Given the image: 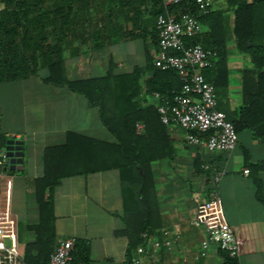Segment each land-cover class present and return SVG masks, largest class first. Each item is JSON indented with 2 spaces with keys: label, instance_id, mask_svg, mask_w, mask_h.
Wrapping results in <instances>:
<instances>
[{
  "label": "trees",
  "instance_id": "16d2710c",
  "mask_svg": "<svg viewBox=\"0 0 264 264\" xmlns=\"http://www.w3.org/2000/svg\"><path fill=\"white\" fill-rule=\"evenodd\" d=\"M221 8L198 16L193 0H181L167 9L174 18L189 14L204 26L202 34L187 39L188 45L200 44L216 53L209 68L203 71L206 81L215 90L217 110L232 123L236 134L249 131L264 147V0H220ZM150 6L147 11L156 22L166 10L161 0H3L0 5V85L38 79L42 84L66 88L86 99L98 109L102 126L114 138L105 142L74 132H65L63 142L46 145L43 152L42 177L32 182L39 208L37 238L26 244L23 264H46L55 246V216L53 192L66 178L116 170L119 174L122 197L123 229L116 233L127 239L126 256L130 261L135 249L147 237H160L159 210L150 164L160 159H172V147L155 106L140 108L137 100L141 92L140 77L145 68L135 67L129 74H116L112 60L104 77L69 79L62 53L74 39L77 29L87 28L80 43L99 49L111 39L134 40L141 37L134 32L140 4ZM132 14V16H130ZM122 16L132 28L125 30L117 22ZM83 30V29H82ZM157 48V32L151 37ZM247 55L250 68L240 72L242 104L229 111L228 45ZM148 68L153 75L145 82L147 93L158 94L160 103L170 102L181 88L178 75L156 69L152 60ZM143 126L137 133L136 125ZM6 138L0 135V150ZM237 145V144H236ZM244 153V166L252 176L256 198L264 205L262 182L264 159L250 163ZM210 165L195 159V175L209 173L202 166ZM8 173H11L7 170ZM220 252L222 264H237ZM89 245L75 240L70 264H88Z\"/></svg>",
  "mask_w": 264,
  "mask_h": 264
},
{
  "label": "crops",
  "instance_id": "0c3cea01",
  "mask_svg": "<svg viewBox=\"0 0 264 264\" xmlns=\"http://www.w3.org/2000/svg\"><path fill=\"white\" fill-rule=\"evenodd\" d=\"M222 6L223 2L219 1L213 9ZM137 8L140 14L145 13L137 16L133 27L141 37L111 39L110 43L94 49L91 44L80 43V36H86L88 31L85 25L77 29L62 57L67 76L72 80L104 77L110 59L116 74H129L135 67L145 68L139 80L142 88L137 103L140 108H146L156 104L145 88V82L153 75L147 65L156 50L151 40L155 23L147 12L149 5L143 3ZM117 22L125 30L132 28L122 16H118ZM249 68L243 60L235 61L233 85L230 84L229 69L227 102L230 112L238 110L242 104L240 72ZM0 94L11 97L6 103V124L0 125V135L6 140L23 143V169L6 171L0 178V216L2 204L9 203L17 220L18 249L22 259L25 245L34 243L37 238L39 208L32 182L43 175L42 158L46 145L63 142L65 132L110 143L115 140L100 123L98 109L66 88L44 85L32 78L2 84ZM165 131L173 158L150 164L160 218L158 232L161 237L167 230L169 236L162 239L170 241L159 252L160 264H222L220 250L214 245L209 247L204 259L194 260L206 234L200 215L211 186L205 175L194 174L192 164L195 159L210 164L220 176L217 191L225 220L238 243L237 264H264V205L256 198L250 172L244 174L248 169L244 166L243 153L248 152L250 163L254 164L264 159V147L251 132L242 131L237 135V145L232 152H209L188 146L177 126L165 127ZM258 177L264 193V172ZM53 208L55 242L59 237L86 241L88 264L130 263L126 256L127 239L116 234L123 229L120 180L116 170L63 179L54 189Z\"/></svg>",
  "mask_w": 264,
  "mask_h": 264
},
{
  "label": "built area",
  "instance_id": "2783aa9c",
  "mask_svg": "<svg viewBox=\"0 0 264 264\" xmlns=\"http://www.w3.org/2000/svg\"><path fill=\"white\" fill-rule=\"evenodd\" d=\"M166 10L155 22L157 48L152 56V64L161 71H174L181 88L175 92L170 102L160 103V96L152 94L156 100V110L161 123L177 126L184 134L188 146L202 148L209 152H232L237 144V134L226 115L217 110L214 87L206 81L203 71L210 67L216 58L212 50L204 49L200 44L188 45L186 40L202 34V24L197 17L189 14L179 15L176 19L167 13V9L181 0H161ZM220 0H193L198 16L207 15ZM3 0H0V5ZM137 133L143 126L136 125ZM8 159L4 149L0 150V178L7 169ZM202 168L209 173V187L200 220L205 228V238L194 260L200 261L207 256L211 245L227 254L231 259L238 258V243L232 229L227 224L217 191L220 176L209 165ZM248 170L244 171L247 174ZM167 230L161 237H147L139 245L129 264H160L159 252L170 241ZM163 238V239H162ZM74 239L59 237L46 264H70ZM0 264H23L18 249L17 220L11 212L10 204L4 202L0 216Z\"/></svg>",
  "mask_w": 264,
  "mask_h": 264
},
{
  "label": "rangeland",
  "instance_id": "374dc122",
  "mask_svg": "<svg viewBox=\"0 0 264 264\" xmlns=\"http://www.w3.org/2000/svg\"><path fill=\"white\" fill-rule=\"evenodd\" d=\"M202 29L204 30V26L203 25H202ZM228 48L230 50L229 56H228V66H229V69L231 71L230 84L233 85L234 84L233 77H234V74H235L233 69H234V66H235V61L238 60V59H241V60L244 61V65H246V66H249L250 63H249V59H248L247 55H243V54L238 53L234 49V45L233 44H229ZM135 50H136V48H135ZM127 51H130V50L128 49ZM136 51L138 52L139 50L137 49ZM8 98L11 99V97L2 96L0 94V125L1 126L6 124L5 120H6V114H7V109H8V106H7L6 103H8L7 102ZM13 105H9V106H13ZM36 117H37V114H36Z\"/></svg>",
  "mask_w": 264,
  "mask_h": 264
},
{
  "label": "water",
  "instance_id": "95a60500",
  "mask_svg": "<svg viewBox=\"0 0 264 264\" xmlns=\"http://www.w3.org/2000/svg\"><path fill=\"white\" fill-rule=\"evenodd\" d=\"M4 151L8 159L6 171H21L23 169V143L20 140L8 139Z\"/></svg>",
  "mask_w": 264,
  "mask_h": 264
}]
</instances>
